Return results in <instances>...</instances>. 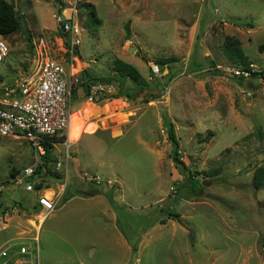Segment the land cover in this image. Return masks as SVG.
Here are the masks:
<instances>
[{
	"label": "rangeland",
	"instance_id": "374dc122",
	"mask_svg": "<svg viewBox=\"0 0 264 264\" xmlns=\"http://www.w3.org/2000/svg\"><path fill=\"white\" fill-rule=\"evenodd\" d=\"M6 1L15 6L20 27L3 38L10 52L0 63V82L29 71L40 48L65 58L54 15L76 3L87 74L110 75L119 59L136 68L143 84L136 98L97 100L105 118L87 102L83 86L73 88L72 159L56 145L54 159L62 166L55 169L53 162L40 177L50 187L47 197L64 186V206L42 222L28 264H264V188L253 183L256 170L264 169V77L234 79L225 53L235 40L248 64L264 68V0ZM83 3L93 6L99 26L87 23ZM169 58L175 59L169 69L152 77L151 66ZM166 115L181 160L197 181L185 180L170 159ZM79 121L80 135H94L75 141ZM33 163L26 141L0 137V217L5 207L20 204L25 230L38 219L24 209L31 194L10 173ZM96 176L100 183L91 181ZM100 185L116 188V199H108L116 221L102 214L105 202L80 200L81 192ZM10 230L0 232V253L29 244L2 246ZM14 257L0 256V264Z\"/></svg>",
	"mask_w": 264,
	"mask_h": 264
},
{
	"label": "built area",
	"instance_id": "2783aa9c",
	"mask_svg": "<svg viewBox=\"0 0 264 264\" xmlns=\"http://www.w3.org/2000/svg\"><path fill=\"white\" fill-rule=\"evenodd\" d=\"M76 6L75 3L69 6L68 10L60 6L58 13L54 15L55 24L59 28L60 53L65 55V58H52L44 48H40L33 58L29 71L22 72L10 83L0 82V137L26 141L32 149L34 163L23 168L14 181L17 185L24 184L25 191L37 194L36 202L41 218L49 216L57 209L58 199L64 191V186L61 184L58 188L59 193L51 191L50 197L45 195V191H50V187L45 179H41V176L37 174L38 166L44 163L43 144H52L54 139L64 137L62 142H56L53 146H64L65 160L72 159L70 146L74 142L69 139L68 133L71 115L70 101L73 88L77 85L82 86L85 81L83 77L85 65L79 57L81 39ZM3 38L4 36L0 35V63L10 52ZM94 63V60L91 61V64ZM160 70L158 65H152V77L161 75ZM229 74L234 79L246 82L254 76H258L261 80L264 77V68L254 64L233 65L229 68ZM88 90L87 102L95 103L99 98L115 100L112 97L117 93V86L115 83L92 82ZM242 92L245 96H251L248 90ZM55 160V169L61 168L59 159ZM91 181L101 182L98 176L92 177ZM108 182L114 184L111 180ZM1 191L0 186V193ZM18 207H9L1 214L0 232L9 228L8 219L12 214L19 212ZM35 243L37 242L34 241L30 246L21 244L18 258L13 264H28L29 260H33L38 250ZM0 256L7 258V251L2 250Z\"/></svg>",
	"mask_w": 264,
	"mask_h": 264
},
{
	"label": "trees",
	"instance_id": "16d2710c",
	"mask_svg": "<svg viewBox=\"0 0 264 264\" xmlns=\"http://www.w3.org/2000/svg\"><path fill=\"white\" fill-rule=\"evenodd\" d=\"M83 8L88 10L87 12V23L93 26H99L101 24V21L97 18L96 13L94 11V8L89 3H83L81 5ZM20 27V19L17 16V12L15 9V6L7 2L6 0H0V35L7 37L13 33H15ZM29 35L27 36V39L29 40ZM31 41V40H30ZM225 53L227 55V58L232 63V65H243L247 66L248 62L246 57L244 56L242 49L239 47V44L237 41L232 40L229 44H226L225 47ZM174 58H169L167 60H159L157 61L156 65L159 66L160 69H163V67H166V69H169V65L174 62ZM112 72L110 75H107L105 77L101 78H92L89 74H87V81L85 80L82 84V86L86 90V96L89 94L88 86L92 82H101L104 84L108 83H115L117 86V93L112 98L117 99L121 98L122 96H125L127 99H132L138 97V95L135 93L137 90H142L143 84H141V76L139 72L134 68L132 65L127 64L123 62L122 60L115 59L113 61ZM98 100H103L102 98H99ZM164 122L165 127L167 130V140L169 141L171 145V154L170 159L175 167V169L178 170L179 174L183 176V178L186 180L191 181H197L195 179L194 173H191L190 169L187 167V165L181 160L180 154H179V144L178 140L176 138L175 134V126L172 124V122L169 120L168 116H164ZM256 136L259 139H262L263 134L257 130ZM64 140L63 138L60 139H54L51 143H44L45 148V155L43 157L44 163L37 168V174L41 176L43 169H45L47 172L50 171V164L55 162V157L53 155V150L56 142H62ZM19 172L13 169L10 173L11 177H15L18 175ZM57 174H55L56 176ZM7 183V182H5ZM253 183L254 187L256 189L264 188V169L262 167H259L254 176H253ZM4 184V183H3ZM194 193H196L198 190L194 189ZM111 200V198H110ZM169 217L178 218L179 216L170 214ZM164 220L161 221V224H164ZM133 250V249H132ZM264 253V250H263Z\"/></svg>",
	"mask_w": 264,
	"mask_h": 264
},
{
	"label": "crops",
	"instance_id": "0c3cea01",
	"mask_svg": "<svg viewBox=\"0 0 264 264\" xmlns=\"http://www.w3.org/2000/svg\"><path fill=\"white\" fill-rule=\"evenodd\" d=\"M105 77V76H104ZM93 78H97V77H93ZM101 78V77H100ZM114 101H116V100H114ZM98 104H100V103H96V104H92V106L94 107V110H96L98 113H99V111H100V113H99V118H105L104 116L105 115H103V113H101V109L104 107V105L103 104H100V105H98ZM89 107V106H88ZM90 108H92V107H90ZM126 108V107H125ZM125 108H123V110L125 109ZM87 110H89L88 112H87ZM85 111H86V114L88 115V114H91V115H93V112L90 110V109H85ZM115 112H117V113H120V112H118V111H115ZM107 115V114H106ZM79 125H80V121H79V124L77 123L76 124V130H78L77 131V136H76V138H75V141L80 137V139H81V137L82 136H87V135H94V133L93 134H91V133H87V134H81L80 135V129H78V127H79ZM80 128V127H79ZM117 130V129H116ZM74 144H76V143H74ZM108 180H111V179H108ZM120 184V187L122 186V181L119 183ZM17 185V184H16ZM17 186H21V185H17ZM116 189V188H115ZM115 189H113V188H110V187H108V186H106V185H100V186H98V187H96V189H93L92 191H90V192H81V194L83 195V196H85V197H80V200H84V201H95V202H97V203H104L105 202V204H106V206H105V210L106 211H103V215L104 216H106L107 215V213L109 212L110 214H111V219L113 220V221H116V214H115V212H114V210H113V208H112V206H111V204L108 202V199H110L111 198V201H114V199H116L115 198ZM45 192H47V191H45ZM30 194H31V198H30V204H28V206L27 207H23L25 210H27V211H31L35 216H36V218L38 219V223H37V225L34 223V226H33V229L31 230H29L28 228L25 230L24 228H25V222H27L26 221V219H23L22 218V214L20 215L19 213H20V211H21V206H20V204H19V212L18 213H15V214H12V216L8 219V224H9V226H10V228H11V236H10V238H8V240L7 241H5L3 244H2V246H7V248H8V246H10V245H15L16 243H20L21 241H26V242H29V244H27L28 246H30L32 243H34V241L35 242H37L38 241V231H39V229H40V227H41V224H42V222L47 218V217H49V216H47V217H45V218H41L40 217V215L38 214L39 213V207H38V205H37V202H36V198H37V194H33V193H31V192H29ZM58 198V197H57ZM72 198V197H71ZM70 198V199H71ZM74 198H77V197H74ZM59 201H60V205H59V207H57L58 209H56V210H61L62 208H63V206H64V204L62 203V200H61V197L58 199V203H57V206H58V204H59ZM5 208H7V207H5ZM5 208L4 209H2V213H3V211L5 210ZM9 208V207H8ZM55 210V211H56ZM1 213V214H2ZM23 214H25V213H23ZM1 218V217H0ZM35 232V235L33 234L32 236H29V234L31 235L32 233H34ZM37 234V235H36ZM17 241V242H16ZM31 242V243H30ZM14 243V244H13ZM22 243V242H21ZM13 248V247H12ZM14 250V249H13ZM8 254H9V256L11 257V256H15L14 258H12V264H13V262L15 261V259L16 258H18V251H12L11 253H10V250L9 249H7V256H8Z\"/></svg>",
	"mask_w": 264,
	"mask_h": 264
},
{
	"label": "water",
	"instance_id": "95a60500",
	"mask_svg": "<svg viewBox=\"0 0 264 264\" xmlns=\"http://www.w3.org/2000/svg\"><path fill=\"white\" fill-rule=\"evenodd\" d=\"M83 77H84V79L87 81L88 79H87V74H86V72L85 71H83Z\"/></svg>",
	"mask_w": 264,
	"mask_h": 264
},
{
	"label": "bare ground",
	"instance_id": "6f19581e",
	"mask_svg": "<svg viewBox=\"0 0 264 264\" xmlns=\"http://www.w3.org/2000/svg\"><path fill=\"white\" fill-rule=\"evenodd\" d=\"M70 124V123H69ZM69 128H70V126H69ZM68 133H69V139H70V129H68ZM71 140V139H70ZM73 142V141H72Z\"/></svg>",
	"mask_w": 264,
	"mask_h": 264
},
{
	"label": "clouds",
	"instance_id": "9594fccd",
	"mask_svg": "<svg viewBox=\"0 0 264 264\" xmlns=\"http://www.w3.org/2000/svg\"><path fill=\"white\" fill-rule=\"evenodd\" d=\"M86 72V71H85Z\"/></svg>",
	"mask_w": 264,
	"mask_h": 264
}]
</instances>
